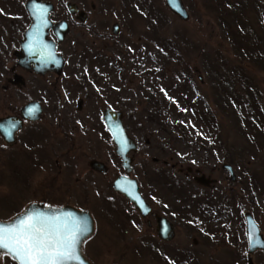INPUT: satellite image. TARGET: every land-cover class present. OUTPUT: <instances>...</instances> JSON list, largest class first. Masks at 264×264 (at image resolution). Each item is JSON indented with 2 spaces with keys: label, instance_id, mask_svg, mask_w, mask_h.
Listing matches in <instances>:
<instances>
[{
  "label": "rangeland",
  "instance_id": "374dc122",
  "mask_svg": "<svg viewBox=\"0 0 264 264\" xmlns=\"http://www.w3.org/2000/svg\"><path fill=\"white\" fill-rule=\"evenodd\" d=\"M51 1L57 6L64 2ZM82 1L95 2L97 8L87 4L90 18L71 26L60 50L67 57L62 77L41 78L23 71L24 86L11 85L6 79L10 73L0 79V90L8 88L1 91L0 117L18 114L26 102L39 100L44 111L35 124L45 133L31 143L33 123H27L11 146L0 136V220L14 217L34 201L68 203L97 215V230L84 251L93 264H176V258L185 259L179 264H247L240 260L248 254L246 212L255 216L264 234V135L259 134L264 128L244 129L241 122L242 129L232 122L228 110L217 104L213 55L220 52L233 62L237 60L220 25L218 3L183 0L189 18L182 19L165 0ZM229 1L250 38L264 34V0ZM25 19L28 24V17ZM115 23L120 24L117 34L112 30ZM233 24L231 20V33L236 32ZM246 66L264 109V69L251 63ZM186 75L192 83L185 82ZM49 80L55 81L54 89ZM148 95L162 102L163 125L148 118L147 112L154 111ZM67 96L72 98L71 106L66 103ZM78 100H83L82 108L77 107ZM108 107L123 111L126 125L133 129L130 134L138 150L131 153L135 169L130 175L140 181L143 190L156 186V194L163 196L152 201L158 210L175 195L165 187L168 178L178 179L187 194L205 191V196L214 200L204 212L198 203L184 200L191 207L189 217L176 219V235L165 246L174 260L156 252L155 245L163 241L145 220L133 225L127 198L112 185L125 173L115 145L106 134L89 128L90 122L95 125L103 120ZM200 107L212 110L220 121V141L211 140V130L199 119ZM67 113L73 114L76 122H87L84 128L73 121L67 126V130L73 127L78 147L80 143L85 147L89 137L105 138L99 159L106 171L94 169L83 149L71 151V142L65 143L64 128L58 121ZM250 134L255 135L258 146L250 142ZM224 143H229V148L223 147ZM231 150L236 152L235 162L229 161ZM225 163L233 165L235 180L223 167ZM254 171L260 174L259 187L250 186ZM108 206L114 207L110 213ZM251 257L254 264H264V251H254ZM0 264L17 262L4 255Z\"/></svg>",
  "mask_w": 264,
  "mask_h": 264
},
{
  "label": "flooded vegetation",
  "instance_id": "af4514ba",
  "mask_svg": "<svg viewBox=\"0 0 264 264\" xmlns=\"http://www.w3.org/2000/svg\"><path fill=\"white\" fill-rule=\"evenodd\" d=\"M28 1L29 0H26L25 2H23V0H0V79L3 76H5L6 74H9V73L12 74V76H6V79L13 86L14 85L15 86H24L25 85V80L21 76V72H23V71L33 73V74H35L41 78L42 77H48V78L49 77H53V78L55 77L57 80V79H59V77H62L64 70H65V67H66L67 57L60 50H62V48H63V44L65 43V41L67 39V35L71 30V26L74 25V22H76L77 20L80 24H84V23H86L87 19L90 18L88 11H87V6H88L87 4H89L90 7L93 9L97 8V5L95 2L87 3V2L82 1V0H63L64 2H60L58 6L51 0H41L43 2H52L53 3L54 8L50 13V19L53 21V23L56 24L59 21L66 20L68 22L69 29L67 30V32L65 34L64 40L60 41V42L57 39V35L55 34L54 29H50L49 34L47 36L48 39H53V40L58 41L57 51L60 54H62L64 59H65L64 68H63L62 73L58 74L55 71H47L45 73H39L34 69L33 64L30 66H24V64L22 62V59H24L23 58L24 55L22 52V42L24 41L25 31L27 30V28L30 26V23H31V18H30L28 9L26 7V4ZM3 4H4V6H3ZM5 6H7V8H5ZM71 6H74L75 12H73L71 10ZM57 8L60 11H57ZM25 12H26V15H25ZM25 17H28V24H26ZM116 25H118V27H119L117 32L114 31ZM112 30L115 34H117L120 30V24L119 23L113 24ZM69 54L67 53L68 56H69ZM49 81L51 82L50 85L54 89V87L56 85L55 81H52V80H49ZM81 85L84 88L87 87V84H84V82H82ZM3 90L4 91L8 90L7 86H4L3 89L0 90V95H2L1 91H3ZM152 93L153 92H151L150 94H152ZM148 96H151V95H148ZM71 99L72 98H70L68 96L66 97V100H68L66 102L68 106L69 105L71 106V102H72ZM30 101H38L42 106L41 115L37 120H33V119L28 118V117H24L23 107L25 106L26 103H28ZM30 101L26 102L21 107L20 112L18 114H10V115L0 117V119H2V118H7L9 116H15V117H18L22 120L21 127L15 132V140L13 142H8L4 138V136L0 133V136L2 137V139L9 146H11L12 144H15L17 142V134L19 133L20 130H22L25 127V125L27 123H33V131L29 135L31 143L37 142L40 137L45 135V133L43 131L39 130V127L36 126V124H35V123L39 122L42 118L43 111H44L43 105H42L41 101H39V100H30ZM78 101L79 102L76 104L77 107L82 108L83 107V100H78ZM109 108L117 110L113 107H108L106 109H109ZM105 110H104V112H105ZM117 111H121V110H117ZM104 112H103V120L95 123V125H94L93 121L90 122L89 128L92 130V132L94 129V130H97V132H101L100 134H102V135L106 134V137L108 139H110V141L115 145L114 152H115L116 156L121 160L122 166L124 168L122 158L120 155H118V153L116 151L117 145L115 144L114 138L112 137L109 129L106 127V123L104 120ZM121 112H123V111H121ZM71 121H73L76 126L82 125L81 127H83V128H84V124L87 123V122H84L83 120H79L76 122L75 116H73V114H70V113H67L65 115V117H62L58 121V123L60 125H63L64 132H61V134L64 137L65 143L71 142V145H72L70 148L71 151H72V149L75 151H77V149H83L81 151L83 156H89L90 157V159H91L90 165L94 169H98L95 167V164L97 162H101L103 164H100V165L97 164V166H101L100 168H103V169H98V170L106 171L107 168H106L105 163L99 159L104 152L103 151V144H104L105 138L103 136L102 137L101 136H92V137L88 138L89 140L87 142L86 141L84 142V143H86L85 147H83V143H80L81 147H78L77 146L78 144L75 141L76 139L74 138L73 127L71 128V130H67L68 124L71 123V125H72ZM123 122H124L125 129L127 131L129 138L131 140H133L135 145H136V149L131 150V152H129V157L131 159V168H132L131 172L127 173L125 171V173H120L117 177H119L120 175H123V174H128V175L132 174V172L135 169V166H134V157L131 156V153L138 150V143L130 134L133 131V129L131 131L130 126L126 125V123L124 121V112H123ZM75 132H77V131H75ZM143 169H144V171H146L147 167L144 166ZM124 170H125V168H124ZM130 176H132V175H130ZM132 177H134V176H132ZM199 180L202 183L203 180L201 178ZM167 181H168V184L165 187H167L168 190L172 191L173 195L175 194L172 197V199H173L172 202L169 203L166 201L164 203V206L158 210V208H156L153 205L152 201L154 200V198L163 199V196L156 194V190H155L156 186H150L149 190L148 189L143 190L141 188L140 181L138 180L139 190L142 193L149 209H147L146 212H143L142 210H140L136 206V204L134 202L127 199V201H128L127 204L129 205V208H127V211L129 214L128 213L127 214L129 215L130 221L133 222L134 226L136 225L137 222L145 220L147 226L150 227L151 229H153V231H154L153 233L156 235V237H158L160 240L163 241V243H161V245H159V244L155 245L157 247V248H154V249H157L156 252L159 255H161V257H168L170 259H173L171 257V255L168 254V252H167L168 250H166L165 246L168 243V241L171 240L172 238H174V236L176 235V230H175L176 219L178 217H180L182 220H184L185 218L189 217V212L191 211V207H190V205L186 206L185 205L186 201H184V200H189V201L192 200V204L198 203V205H199L198 207L204 212L206 210L211 209V201H208L209 197L211 200V195L205 196L206 195L205 191L204 192L197 191V193L192 196L190 194H187L186 191H188V190L185 189V187L178 181V179L168 178ZM112 185L114 187V181H113ZM114 189H115V187H114ZM116 191H118V190H116ZM201 197H202V199L200 201H198L197 198H201ZM34 202H38V203H42V204H48V205L57 206V207L71 205V206H74L75 208H77L79 210H87L85 208H81V207H78L76 205L68 204V203L61 205V204L50 203L47 201H34ZM31 203H33V202H31ZM113 205H114V203H113ZM113 208L114 207L111 208L109 206L106 207V209L108 211L110 209H113ZM115 208L118 209V208H122V207L115 206ZM25 209H23L22 211H24ZM129 209H132V210L129 212ZM100 210L101 209H99V211ZM22 211L18 212L17 214L21 213ZM87 211H89L91 213V216L93 217L94 231L92 233L93 235L90 238H87L83 243V253L84 254H85V252H84L85 251V243L94 236V232L97 230V220H98L97 215L93 211H91V210H87ZM125 211H126V209H125ZM109 213H110V211H109ZM120 213H122V212H120ZM245 214H244V216H245ZM245 221H246V217H245ZM262 234H263V232H262ZM263 236H264V234H263ZM246 243L248 246L247 258L245 259V258H243V256H241L240 260L241 261L246 260L247 264H254V259L251 257V255L254 251L253 252L249 251V242H248V238H247V221H246ZM259 250L264 251V249H262V248L256 249L255 251H259ZM175 251H177V253H178L179 250H175ZM239 255H240V253H239ZM85 256L87 257V255H85ZM236 256H238V255H236ZM182 261H185V259L180 260V259L176 258V260H174V263H176V264L183 263Z\"/></svg>",
  "mask_w": 264,
  "mask_h": 264
},
{
  "label": "water",
  "instance_id": "95a60500",
  "mask_svg": "<svg viewBox=\"0 0 264 264\" xmlns=\"http://www.w3.org/2000/svg\"><path fill=\"white\" fill-rule=\"evenodd\" d=\"M168 8L182 19L189 18V12L185 6L183 0H165ZM28 9L31 23L24 34V41L22 42V52L24 59L22 62L24 66L34 65V69L39 73H45L47 71H55L61 74L64 68L65 59L62 54L57 51L58 41H63L65 34L69 29L68 22L62 20L56 24L50 19V13L54 8L52 2H43L41 0H29L26 4ZM39 7L45 9L44 20L47 23L42 22V20L35 15V8ZM71 10L75 12L74 6H71ZM118 25L115 26L114 31H118ZM54 29L57 35V40L48 39L49 30ZM29 108H36L37 111L34 114H29ZM42 112V106L38 101H30L23 107L24 117H28L33 120H37ZM104 120L106 127L109 129L112 137L114 138L115 144L117 145V153L121 156L124 168L127 172H131V159L129 157V152L136 149V145L133 140H131L125 129L123 122V112L114 110L112 108L106 109L104 112ZM22 120L15 116H9L7 118L0 119V133L8 142H13L15 140V132L21 127ZM97 164H103L97 162L95 167L98 169L101 166ZM225 169L230 171V176L232 180L236 179V173L234 167L230 163L223 164ZM114 187L116 190L125 195L129 200L134 202L136 206L146 212L149 209L142 193L139 190V182L136 178H132L127 174L120 175L114 180ZM28 212L33 213H43L47 216L72 214L80 222L81 228L88 227L90 232L83 236L81 243L79 245V251L81 253L82 260L84 264H93L83 253V243L90 237L94 231V220L91 213L87 210H79L71 205H66L62 207L52 206L48 204H42L38 202L30 203L24 211L15 215L9 220H0V223L8 224L13 221L16 217L24 215ZM247 221V238L249 242V251L253 252L256 249H264V236L261 229L251 212L245 214ZM255 226V232L252 233L251 229ZM259 240L260 243H255ZM4 250H0L2 252ZM2 256H0L1 261Z\"/></svg>",
  "mask_w": 264,
  "mask_h": 264
},
{
  "label": "trees",
  "instance_id": "16d2710c",
  "mask_svg": "<svg viewBox=\"0 0 264 264\" xmlns=\"http://www.w3.org/2000/svg\"><path fill=\"white\" fill-rule=\"evenodd\" d=\"M218 3L220 13V25L222 26L225 37L230 40L237 55V60L233 62L230 58L223 56L220 52H216L213 55L215 65L211 66V71H215L216 77H212V84L216 92V101L222 110H228L232 122L239 123L240 127L246 129H262L264 128V109L260 105V100L256 97L255 87L252 85V78L247 72L246 64L251 63L260 69H264V34L257 35L255 38H250L243 25V20L239 19L237 11L234 5L229 0H216ZM231 20L235 23V31L231 33L230 25ZM188 83H192L191 77L186 75ZM184 82V85H185ZM183 85V86H184ZM172 90L174 88L171 87ZM171 88H167V91H171ZM187 101V96L182 95ZM186 96V97H185ZM152 95L149 99L150 106L154 107V111L147 112L148 118L153 121H157L164 124L161 120L165 114L164 108H162V102L154 101ZM196 102H198L196 100ZM161 103V105H160ZM194 105V104H191ZM149 110V109H148ZM199 119L211 130V140L220 141L219 136L220 121L211 110L199 108ZM241 122L245 124L242 127ZM261 132V133H260ZM259 134L264 135V130H260ZM251 143L258 146L255 135H248ZM223 147L229 148V143H224ZM227 151V150H226ZM232 152V153H231ZM229 155V161L235 162L236 152L231 150ZM260 174L258 171H254L250 177V186L259 187ZM213 202V198L209 197V200Z\"/></svg>",
  "mask_w": 264,
  "mask_h": 264
},
{
  "label": "snow or ice",
  "instance_id": "6c2138e0",
  "mask_svg": "<svg viewBox=\"0 0 264 264\" xmlns=\"http://www.w3.org/2000/svg\"><path fill=\"white\" fill-rule=\"evenodd\" d=\"M35 15L42 22L45 9L36 7ZM36 108H29L34 114ZM90 228H81L72 216H47L28 212L8 224L0 223V256L10 255L17 264H84L79 245ZM251 232H255L253 225ZM255 243H260L259 240Z\"/></svg>",
  "mask_w": 264,
  "mask_h": 264
}]
</instances>
